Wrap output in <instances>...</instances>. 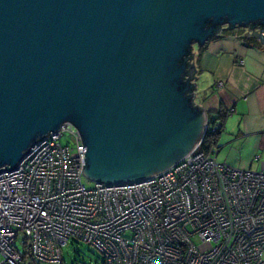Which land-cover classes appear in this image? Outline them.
<instances>
[{
	"label": "water",
	"instance_id": "water-1",
	"mask_svg": "<svg viewBox=\"0 0 264 264\" xmlns=\"http://www.w3.org/2000/svg\"><path fill=\"white\" fill-rule=\"evenodd\" d=\"M238 27L264 43V0H0V172L66 123L91 182L170 169L209 125L194 48Z\"/></svg>",
	"mask_w": 264,
	"mask_h": 264
},
{
	"label": "built area",
	"instance_id": "built-area-1",
	"mask_svg": "<svg viewBox=\"0 0 264 264\" xmlns=\"http://www.w3.org/2000/svg\"><path fill=\"white\" fill-rule=\"evenodd\" d=\"M202 142L140 183L88 186L86 146L64 124L0 172V264H63L71 240L104 264H264V172Z\"/></svg>",
	"mask_w": 264,
	"mask_h": 264
},
{
	"label": "crops",
	"instance_id": "crops-1",
	"mask_svg": "<svg viewBox=\"0 0 264 264\" xmlns=\"http://www.w3.org/2000/svg\"><path fill=\"white\" fill-rule=\"evenodd\" d=\"M248 38L259 46L231 34L208 40L204 51L194 48L195 101L208 115L231 110L218 137L217 160L264 172V43Z\"/></svg>",
	"mask_w": 264,
	"mask_h": 264
},
{
	"label": "trees",
	"instance_id": "trees-1",
	"mask_svg": "<svg viewBox=\"0 0 264 264\" xmlns=\"http://www.w3.org/2000/svg\"><path fill=\"white\" fill-rule=\"evenodd\" d=\"M248 32H249L248 28H240V27H238L234 30H230L227 28L221 29L214 37H211L209 39V41L219 39L225 35L236 34V36L239 39H242L245 42V44H247V45L252 44L253 46H259L258 40L248 38V35H247ZM209 41H208V43H209ZM207 44L201 48V51H204L206 49ZM230 112H231V110L224 109V110H221L216 115H211V114L208 115L209 125H208V129L205 133V136L203 138L201 148L208 149L209 147H216L218 149V137H219L220 132L222 131V129L224 127L225 121H226L228 115L230 114ZM63 264H64V262H63ZM102 264H104L103 260H102Z\"/></svg>",
	"mask_w": 264,
	"mask_h": 264
},
{
	"label": "rangeland",
	"instance_id": "rangeland-1",
	"mask_svg": "<svg viewBox=\"0 0 264 264\" xmlns=\"http://www.w3.org/2000/svg\"><path fill=\"white\" fill-rule=\"evenodd\" d=\"M64 144L73 145V141L66 136L62 139ZM88 186L94 185V182L85 180ZM64 264H102L103 255L92 245L80 241L71 240L68 245L62 249ZM47 264V263H43Z\"/></svg>",
	"mask_w": 264,
	"mask_h": 264
},
{
	"label": "bare ground",
	"instance_id": "bare-ground-1",
	"mask_svg": "<svg viewBox=\"0 0 264 264\" xmlns=\"http://www.w3.org/2000/svg\"><path fill=\"white\" fill-rule=\"evenodd\" d=\"M138 183H140V182H138Z\"/></svg>",
	"mask_w": 264,
	"mask_h": 264
}]
</instances>
